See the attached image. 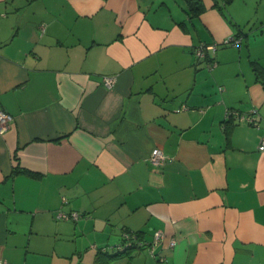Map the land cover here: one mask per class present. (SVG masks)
<instances>
[{
  "label": "crops",
  "instance_id": "0c3cea01",
  "mask_svg": "<svg viewBox=\"0 0 264 264\" xmlns=\"http://www.w3.org/2000/svg\"><path fill=\"white\" fill-rule=\"evenodd\" d=\"M262 80L264 0H0V260L264 264Z\"/></svg>",
  "mask_w": 264,
  "mask_h": 264
},
{
  "label": "built area",
  "instance_id": "2783aa9c",
  "mask_svg": "<svg viewBox=\"0 0 264 264\" xmlns=\"http://www.w3.org/2000/svg\"><path fill=\"white\" fill-rule=\"evenodd\" d=\"M227 43H234V44H239L240 43V37H236V36H231L228 39H226L222 44H227ZM217 44H213V43H203L200 44L196 47L195 49V53L198 59L204 58L206 57V53L207 52H214L216 50ZM209 66L213 64V62H208L207 63ZM115 81V77L114 76H105L103 77V83L106 87L110 88L112 87L113 83ZM226 116H233L237 119L240 120H244L248 123L257 124V120H256V116H257V110L256 109H251L249 112L247 113H239L238 111L234 110V109H228L226 111ZM12 119V116L6 112L4 109L0 108V133H2L8 123L10 122V120ZM258 150L260 151H264V136H262L259 144H258ZM150 160L152 163L156 164V165H163L164 162L166 161V157L163 154L162 150L159 147H154L151 150L150 153ZM57 217L58 218H77L78 217V213L73 212L71 214H66V213H62L59 212L57 213ZM155 241H157L159 239V237L161 236V233L159 231L155 232ZM128 236H134L132 234H128ZM170 244H173V241L170 242ZM148 248L150 249V252H153V245H148ZM0 264H9L6 260L2 259L0 260Z\"/></svg>",
  "mask_w": 264,
  "mask_h": 264
},
{
  "label": "trees",
  "instance_id": "16d2710c",
  "mask_svg": "<svg viewBox=\"0 0 264 264\" xmlns=\"http://www.w3.org/2000/svg\"><path fill=\"white\" fill-rule=\"evenodd\" d=\"M226 1L228 2L229 0H226ZM190 10H192L194 12H199L200 10H202V8L199 7L197 5V3H196V4L191 6ZM208 61L212 62L211 58H209ZM254 70L257 72L258 76L261 75L260 69H258L257 65L254 66ZM262 83H264V80H262ZM139 234H140L139 232L132 233V235H134L132 237L131 236H126L125 237V235H124L122 241L128 240L129 242L124 243V245L122 247L123 249L122 248H117L113 253L107 252V249H105V248H103V249L102 248H98V251H97L98 255L96 256V260H95L94 264H103L104 263V261L101 258V255H105V256H107V257H109L111 259H115V258H117L119 256L128 254V251L130 249L134 248V247H140L141 245H138Z\"/></svg>",
  "mask_w": 264,
  "mask_h": 264
},
{
  "label": "rangeland",
  "instance_id": "374dc122",
  "mask_svg": "<svg viewBox=\"0 0 264 264\" xmlns=\"http://www.w3.org/2000/svg\"><path fill=\"white\" fill-rule=\"evenodd\" d=\"M83 247L79 248V251H80V253L82 255V259H83V261L81 259V263L80 264H93L92 262H93L94 256L98 255L97 253L95 254L96 249L95 250H92V249L90 250L88 247L87 248H85V247L83 248ZM105 249H107V246L105 247ZM85 250H88L89 252H87ZM130 254H131L130 252L128 254H125L124 255V257H125L124 260L123 261L121 260V262H119L117 264H127L129 262L127 257H130ZM101 258L104 261L103 264H115V263H111V262L114 261L113 259H111V258H109V257H107L105 255H101ZM91 260H92V262H91Z\"/></svg>",
  "mask_w": 264,
  "mask_h": 264
}]
</instances>
